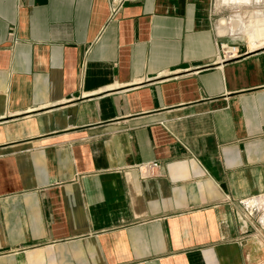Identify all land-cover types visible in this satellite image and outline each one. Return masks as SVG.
<instances>
[{"label": "crops", "instance_id": "1", "mask_svg": "<svg viewBox=\"0 0 264 264\" xmlns=\"http://www.w3.org/2000/svg\"><path fill=\"white\" fill-rule=\"evenodd\" d=\"M111 4L0 0V264H264V46Z\"/></svg>", "mask_w": 264, "mask_h": 264}, {"label": "bare ground", "instance_id": "2", "mask_svg": "<svg viewBox=\"0 0 264 264\" xmlns=\"http://www.w3.org/2000/svg\"><path fill=\"white\" fill-rule=\"evenodd\" d=\"M224 1L231 3L233 2V4L237 6V8L243 2L257 7H260L262 5L264 6V0H223V2ZM220 25L222 28L221 32H225L227 29V20L221 19ZM239 27H242V33L244 36H246L247 44L250 50H255L259 47L264 46V11H256L255 13H250L247 19L244 16H238V18L232 22V30L235 31ZM225 49H227V46H225Z\"/></svg>", "mask_w": 264, "mask_h": 264}, {"label": "rangeland", "instance_id": "3", "mask_svg": "<svg viewBox=\"0 0 264 264\" xmlns=\"http://www.w3.org/2000/svg\"><path fill=\"white\" fill-rule=\"evenodd\" d=\"M229 3V4H228ZM232 5V6H231ZM241 5V6H240ZM238 8L233 4V2H223V0H211L210 8L212 10V16L214 19V24L220 26L221 19H226L228 21V25L231 26V23L235 21L238 16H244L246 19L249 17L250 13H255L256 11H264V6H254L250 4H246V2L241 3ZM246 6V7H244ZM254 6V7H253ZM242 27L238 28L237 35L232 34H226V35H220L222 38H233L234 40L238 42L245 43L247 42L246 36L242 34L241 31ZM244 36L245 41L240 37L241 35Z\"/></svg>", "mask_w": 264, "mask_h": 264}, {"label": "built area", "instance_id": "4", "mask_svg": "<svg viewBox=\"0 0 264 264\" xmlns=\"http://www.w3.org/2000/svg\"><path fill=\"white\" fill-rule=\"evenodd\" d=\"M128 1H136V0H112L111 4V11L116 13L125 2ZM227 46V49H225ZM229 47V49H228ZM220 51H221V59L228 60L235 57L238 53V49L235 45H229L227 43L220 44ZM161 162L159 161H151L147 163L138 164L134 167V169L139 173L142 179H150L155 178L161 175Z\"/></svg>", "mask_w": 264, "mask_h": 264}, {"label": "water", "instance_id": "5", "mask_svg": "<svg viewBox=\"0 0 264 264\" xmlns=\"http://www.w3.org/2000/svg\"><path fill=\"white\" fill-rule=\"evenodd\" d=\"M235 216L238 223H240L244 228L248 226V222L242 217V215L238 211H235Z\"/></svg>", "mask_w": 264, "mask_h": 264}]
</instances>
